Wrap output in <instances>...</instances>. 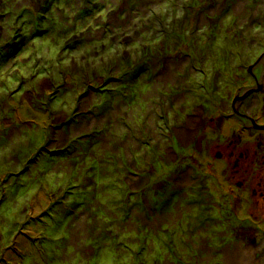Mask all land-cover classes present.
Returning <instances> with one entry per match:
<instances>
[{"label": "rangeland", "instance_id": "1", "mask_svg": "<svg viewBox=\"0 0 264 264\" xmlns=\"http://www.w3.org/2000/svg\"><path fill=\"white\" fill-rule=\"evenodd\" d=\"M240 98L264 99V0H0V264H264L215 129L161 120Z\"/></svg>", "mask_w": 264, "mask_h": 264}, {"label": "flooded vegetation", "instance_id": "2", "mask_svg": "<svg viewBox=\"0 0 264 264\" xmlns=\"http://www.w3.org/2000/svg\"><path fill=\"white\" fill-rule=\"evenodd\" d=\"M194 108L189 116L190 120L188 119L189 124L186 120L182 122L171 119L172 114L168 110V115L161 119L164 122L163 128H180L184 124L191 126L196 143L201 135L205 142L208 127L212 126L215 129L214 136L209 138V142L211 145L217 143L219 150L215 152L214 157L225 164L215 168L216 164L211 162L208 166L211 170L215 168L217 171L213 177L214 182H218L220 178L227 181L226 187L218 184L222 190L225 187L223 190L225 202L222 204H225V212L229 213L228 218L225 217L226 224L237 234H241L240 238H248L252 234L250 232L262 229L260 218L264 220V99L201 104L194 105ZM176 111L175 108L174 115ZM215 113H218V116L213 115ZM205 116L209 118L208 124L205 122ZM173 137L179 140V136ZM221 146H224V149H220ZM206 150L209 152L208 148ZM184 169L186 170L182 167L174 169L172 171L174 179H183ZM248 200L252 201L249 205L253 208L249 215L251 223L244 222L245 224L241 223V226L235 227L236 222L240 221L239 207L241 205L245 210ZM205 220L212 221L209 217ZM250 243L257 244L256 240L251 238ZM250 243L243 241L244 248L248 250Z\"/></svg>", "mask_w": 264, "mask_h": 264}]
</instances>
